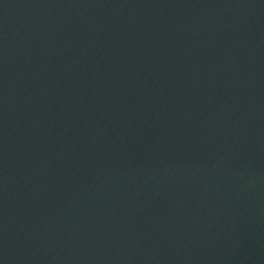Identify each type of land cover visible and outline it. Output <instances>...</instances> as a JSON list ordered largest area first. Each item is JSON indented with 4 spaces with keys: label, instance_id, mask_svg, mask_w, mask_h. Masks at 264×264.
Here are the masks:
<instances>
[{
    "label": "water",
    "instance_id": "obj_1",
    "mask_svg": "<svg viewBox=\"0 0 264 264\" xmlns=\"http://www.w3.org/2000/svg\"><path fill=\"white\" fill-rule=\"evenodd\" d=\"M0 264H264V0H0Z\"/></svg>",
    "mask_w": 264,
    "mask_h": 264
}]
</instances>
